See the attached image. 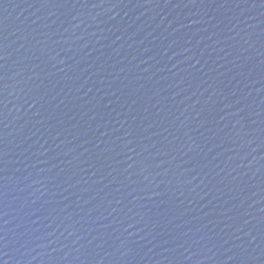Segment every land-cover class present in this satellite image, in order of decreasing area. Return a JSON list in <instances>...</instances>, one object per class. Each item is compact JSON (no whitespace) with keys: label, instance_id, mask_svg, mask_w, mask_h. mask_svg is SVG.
I'll use <instances>...</instances> for the list:
<instances>
[{"label":"water","instance_id":"95a60500","mask_svg":"<svg viewBox=\"0 0 264 264\" xmlns=\"http://www.w3.org/2000/svg\"><path fill=\"white\" fill-rule=\"evenodd\" d=\"M0 264H264V0H0Z\"/></svg>","mask_w":264,"mask_h":264}]
</instances>
